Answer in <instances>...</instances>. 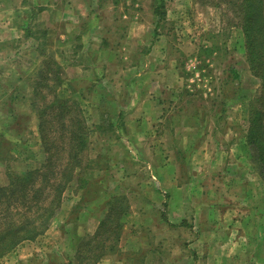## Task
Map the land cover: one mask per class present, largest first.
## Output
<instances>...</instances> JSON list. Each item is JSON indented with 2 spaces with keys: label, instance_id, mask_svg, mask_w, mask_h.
<instances>
[{
  "label": "rangeland",
  "instance_id": "obj_1",
  "mask_svg": "<svg viewBox=\"0 0 264 264\" xmlns=\"http://www.w3.org/2000/svg\"><path fill=\"white\" fill-rule=\"evenodd\" d=\"M161 2L0 0V136L6 138L5 149L0 152V186L9 182L8 172L37 167L45 158L38 126V107L55 103V93L50 85L57 88V77H63L62 70L54 63L56 58L62 57L59 48L63 50L62 55L75 60V55L78 56L82 49L81 37L86 48L78 63L84 70L93 68L96 76L102 72V84L97 86L98 89L78 84L72 86L75 94L66 99L77 101L80 116L90 130L84 155L91 166L83 170L81 182L88 170H109L111 165L118 171V168H124V162L119 158L125 151L134 150L135 146L127 145L130 137L124 134L126 130L111 128V120H122L124 124L141 122L139 111L122 117L123 108L135 106L136 110H150L153 104L149 96L161 93L159 97L166 113L171 112L173 117L177 115L178 135L198 131L188 128V120L183 114L187 113L191 116L188 119L194 122L196 118L207 120L210 140L207 144L195 146L189 157L187 151L183 152L185 167H182L181 176L183 180L188 178L185 168L192 173V180L197 182L196 197L203 194L213 204L212 209L216 208V218L221 219L223 227L230 231L243 232L252 216L264 219V207L251 215L248 207L243 205V201L246 204L264 203V172L255 148L246 141L250 106L252 101L259 104L255 100L262 93V82L253 75L247 60L248 38L241 8L246 0H163L161 12L165 15L158 21L156 9ZM256 2H253L255 10L258 9ZM49 5L55 13L44 11ZM49 22L54 24L57 32L55 38L63 40L59 48L50 44L55 46L57 42L48 37L46 28ZM263 23L256 28H264ZM100 28L110 33L107 37L110 50L101 52L98 58L108 65L96 69L98 65L93 66L92 57L86 54H100L93 43ZM129 28L131 32L128 33ZM261 31L255 29L254 33L257 44L262 46L264 37ZM67 35L68 40L63 38ZM234 70L238 78H234ZM155 73L166 79L164 87H161L162 83L157 85L153 78ZM45 76L49 78L47 86L42 83ZM172 76L177 82L171 81ZM101 91L110 92V95L96 94ZM203 107L210 111L207 118L203 115L204 109H201L202 117H198L199 108ZM150 115L154 121V116ZM224 120L225 125L222 124ZM212 122L215 124L211 125ZM158 130H152L151 135ZM136 134L131 133L132 136ZM18 136L26 141L16 142ZM164 138L171 142L170 136ZM242 138L243 142L240 141ZM138 148L142 153L147 152L144 144H139ZM139 158L132 159L133 168L142 172L150 170ZM107 178L108 175L104 178V185L108 184ZM75 183L71 182L64 191L60 210L47 233L20 243L15 249L19 250L16 257H11L10 252L0 258V264H16L20 256L27 260L25 264H41L40 258L59 264L54 250L62 242L52 223L55 220L57 224L67 212L76 216L79 210L73 204L79 202V198L92 199L105 188L89 186V181L85 187H80L79 181ZM252 228L250 222L245 230L251 232ZM2 259L5 260L3 263ZM252 262L249 255L247 264Z\"/></svg>",
  "mask_w": 264,
  "mask_h": 264
},
{
  "label": "crops",
  "instance_id": "obj_2",
  "mask_svg": "<svg viewBox=\"0 0 264 264\" xmlns=\"http://www.w3.org/2000/svg\"><path fill=\"white\" fill-rule=\"evenodd\" d=\"M51 5L53 6V4ZM47 7L44 11L50 10L55 13V9H49L50 5ZM53 26L54 24L49 22L46 30L48 37L54 43L57 42L55 46L50 44L57 48L63 40L55 38L57 32ZM102 29L100 28L98 34L96 31L93 37L94 46H97L100 54L98 52L86 54L92 57L93 66L98 65L96 69H101L105 63L101 59L98 60L101 52L110 50L107 39L110 33L108 34L107 30L102 31ZM129 31L131 32V28L128 33ZM111 36L113 35L111 34ZM63 38L68 40L69 35L67 38ZM80 40L82 49L78 52V56L75 55V60L62 55L63 50L58 47L62 57L56 58L55 61L63 74L61 77L63 81L57 87V94L60 98L72 97L75 94L72 86L90 85V87L94 86V89H98L97 86L102 84V72H99L100 76H96L93 68L89 67L90 70H84L83 66L78 63L81 52L86 48L85 41H82L81 37ZM105 65H108V62L103 67ZM91 73L92 76H90ZM153 78L156 79L157 85L162 83L161 87H164L166 79L162 75L155 73ZM173 80L177 82L174 76L171 78V81ZM96 94L110 95V92L101 91ZM161 95V93H156L149 96L151 98L149 101L153 104L150 110H136L135 106L123 108L122 117L139 111L141 122L124 124L122 120L120 122L111 120L112 129L118 131L121 128L122 131H127L124 133L130 137L127 145L135 146V149L125 151L119 158L124 162V168H118L121 172L113 169L112 165L109 170L87 171L86 178L89 184L93 183L95 188L101 186L105 188L92 199L81 200L79 198V202L73 204L74 208L79 210L77 215L73 216L70 212L63 214L62 218L57 221L58 228L54 220L53 227H56L55 232H59L62 242L54 250V255L60 264H68L75 256L81 241L85 237L97 234L111 205H115L117 201H123L127 209L120 220L121 233L116 249L108 250L95 264H239V262L247 264L249 255L253 258V264H264V219L261 220L259 216L256 219L255 216H252L248 224L245 225V229H248L252 222L251 232L245 229L241 233L235 229L227 230V227H223L222 220L216 218V208L212 209L213 204L211 205L203 194L202 197H196L197 186L195 184L197 185V182L192 180V173L188 168H185L188 178L182 179L181 174L184 171L182 167H185L182 164L183 152L187 151L189 157L195 146L207 144L210 140L207 134V120L196 118V122H194L188 119L191 116H188L187 113L183 114L186 116L184 118L188 120V124H186L188 128L190 127V130L198 129V131L195 134L181 133L178 135L177 115L173 117L171 112L166 113L159 97ZM201 109H204L203 115L207 118L206 114L210 111L204 107L199 108L198 117H202ZM150 113L154 116V121H151ZM167 117H170V120H167ZM225 123L224 120L222 124L225 125ZM213 124L215 123L212 122L211 125ZM155 128L159 130L152 136L150 132ZM133 132L137 134L132 136ZM164 136H170L171 142L168 143ZM241 140L243 142V138ZM24 141L26 140L24 139ZM183 142H186L185 145L180 146L179 144H183ZM139 144H144L147 152L142 153L138 148ZM138 153L141 154L138 155ZM138 156L143 164L150 167V170L142 172V170L133 168L132 159L138 160ZM110 157L113 160V157ZM106 175H108V184L104 185ZM73 181L77 183L79 180L75 178ZM203 191L207 192L205 188ZM243 202L245 208L248 207L250 210L251 215H254V212L258 213L260 207H264V203L260 202L250 204ZM211 214H214V217ZM56 219L58 218L56 217ZM18 252L19 250H14L10 256L14 255V258ZM40 260L41 264H48V260H43V258ZM4 261L2 259L1 262ZM25 261L27 260L20 256L16 260V264H25Z\"/></svg>",
  "mask_w": 264,
  "mask_h": 264
},
{
  "label": "trees",
  "instance_id": "obj_3",
  "mask_svg": "<svg viewBox=\"0 0 264 264\" xmlns=\"http://www.w3.org/2000/svg\"><path fill=\"white\" fill-rule=\"evenodd\" d=\"M253 2L255 0H246V4L244 7L241 5V8L248 38L247 60L253 75L262 82V93L255 100L259 104L252 101L250 106L246 141L255 148L264 172V44H257V36L254 33L255 29L262 30L261 35L264 37V28H256L264 22V0H257V10ZM163 7L162 0L156 9L159 14L158 21L165 15V12H161ZM56 65L58 66L57 63ZM233 73L234 78H238L235 70ZM48 80L45 76L42 80L44 86H47ZM62 81V78L57 77L55 82L59 86ZM50 87H53L55 93V103L43 108L38 107L37 111L45 158L37 167L22 172H8L9 182L0 186V258L14 251L20 243L35 240L46 232L60 210L64 191L71 181L77 178L81 183L80 187H85L88 183L87 178L82 180V183L81 176L83 170L91 166L89 159L84 155L89 144L90 130L80 116L77 101L60 98L57 88L51 85ZM5 139L0 136V152L5 149ZM23 141L19 136L16 138L18 143ZM91 185L94 186L93 183L89 184ZM123 203L117 201L115 205H111L97 234L81 241L75 256L68 264H95L108 250L116 249L121 233L120 220L127 209ZM48 264H52L51 259Z\"/></svg>",
  "mask_w": 264,
  "mask_h": 264
}]
</instances>
